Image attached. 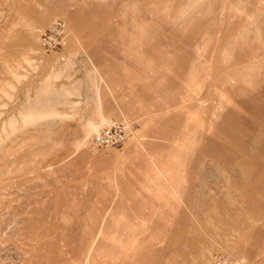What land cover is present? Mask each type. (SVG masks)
<instances>
[{
	"label": "rangeland",
	"instance_id": "1",
	"mask_svg": "<svg viewBox=\"0 0 264 264\" xmlns=\"http://www.w3.org/2000/svg\"><path fill=\"white\" fill-rule=\"evenodd\" d=\"M214 253L264 264V0H0V264Z\"/></svg>",
	"mask_w": 264,
	"mask_h": 264
},
{
	"label": "built area",
	"instance_id": "2",
	"mask_svg": "<svg viewBox=\"0 0 264 264\" xmlns=\"http://www.w3.org/2000/svg\"><path fill=\"white\" fill-rule=\"evenodd\" d=\"M67 40V27L61 18L53 19L38 35V44L44 51L58 52V59L63 60V47ZM131 123L112 120L92 134V143L98 148L119 145L129 134ZM213 264H234L221 253L212 255Z\"/></svg>",
	"mask_w": 264,
	"mask_h": 264
},
{
	"label": "crops",
	"instance_id": "3",
	"mask_svg": "<svg viewBox=\"0 0 264 264\" xmlns=\"http://www.w3.org/2000/svg\"><path fill=\"white\" fill-rule=\"evenodd\" d=\"M117 121H119V120H117ZM120 121H122V120H120Z\"/></svg>",
	"mask_w": 264,
	"mask_h": 264
}]
</instances>
